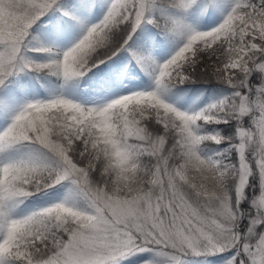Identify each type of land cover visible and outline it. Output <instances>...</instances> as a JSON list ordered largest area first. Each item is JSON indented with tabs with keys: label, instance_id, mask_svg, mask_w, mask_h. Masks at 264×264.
Returning a JSON list of instances; mask_svg holds the SVG:
<instances>
[{
	"label": "snow or ice",
	"instance_id": "6c2138e0",
	"mask_svg": "<svg viewBox=\"0 0 264 264\" xmlns=\"http://www.w3.org/2000/svg\"><path fill=\"white\" fill-rule=\"evenodd\" d=\"M0 264H264V0H0Z\"/></svg>",
	"mask_w": 264,
	"mask_h": 264
},
{
	"label": "rangeland",
	"instance_id": "374dc122",
	"mask_svg": "<svg viewBox=\"0 0 264 264\" xmlns=\"http://www.w3.org/2000/svg\"><path fill=\"white\" fill-rule=\"evenodd\" d=\"M125 55H126V54H125ZM184 99H185L186 102L191 103V99H190L189 96L186 95V96L184 97Z\"/></svg>",
	"mask_w": 264,
	"mask_h": 264
},
{
	"label": "trees",
	"instance_id": "16d2710c",
	"mask_svg": "<svg viewBox=\"0 0 264 264\" xmlns=\"http://www.w3.org/2000/svg\"><path fill=\"white\" fill-rule=\"evenodd\" d=\"M101 67H103V66H101ZM95 71V70H94Z\"/></svg>",
	"mask_w": 264,
	"mask_h": 264
}]
</instances>
